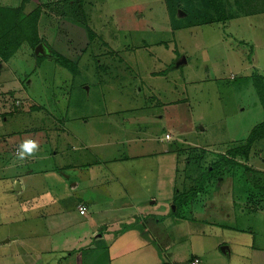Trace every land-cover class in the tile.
Listing matches in <instances>:
<instances>
[{
  "label": "rangeland",
  "instance_id": "374dc122",
  "mask_svg": "<svg viewBox=\"0 0 264 264\" xmlns=\"http://www.w3.org/2000/svg\"><path fill=\"white\" fill-rule=\"evenodd\" d=\"M187 2L210 0H27L26 13L39 8L41 41L78 69L35 56L28 40L8 59L0 55V264H110L109 240L93 238L99 255L86 252V242L69 243L80 255L61 247L69 234L135 213L129 204L153 213L136 215L158 253L152 264H191L193 256L199 264H264V139L236 157L235 176L217 167L203 175L205 166L246 149L264 121V0H224V21L195 6L190 15L203 22L189 26L188 11L180 13ZM30 139L38 148L21 160ZM155 152L152 165L139 157L94 167L97 175L71 190L76 174L102 154L111 161ZM55 187L57 195L94 199L89 228L79 213L44 222L37 202H49ZM112 187L120 188L117 198ZM141 238L130 234L118 244L140 247ZM149 251L131 258L152 261Z\"/></svg>",
  "mask_w": 264,
  "mask_h": 264
},
{
  "label": "crops",
  "instance_id": "0c3cea01",
  "mask_svg": "<svg viewBox=\"0 0 264 264\" xmlns=\"http://www.w3.org/2000/svg\"><path fill=\"white\" fill-rule=\"evenodd\" d=\"M130 110H135V109L132 108ZM122 111H124V110L121 109L118 112H122ZM167 134H169V133H166V135ZM166 135H165L166 139H172L171 135H170L171 136L170 138H167ZM30 140H32V139H30ZM70 147L71 146H69V149H70ZM167 153H171V151L168 150ZM158 156L159 155H157V153L155 156L153 153H148L147 155L146 154H140V155H136V156H127V155L114 156V158H112V160H111L112 162H111L110 160H106L105 155L102 154L101 156H98V159L93 160L94 162L88 161L85 164L86 166H83L86 169L85 172H78L76 174L77 180L73 184V187L71 188V190H74L75 188H77V186H79V184H81L82 180H92V177L97 175V172L94 169V167H99V166L103 167L106 164L109 167H112V165L124 163V162H127L131 158L136 159L139 157H142L141 160H143L144 163H147L149 161L150 164L152 165L151 161H153V159H154V162L156 163ZM165 157H168V156H165ZM165 157H164V159H166ZM188 163H189V161H188ZM115 168H116V170L119 169V167H116V166H115ZM54 169L57 171V169H61V168L57 167V169H56V167H55ZM73 170H77V168H74ZM45 171L46 170H42L43 173ZM57 172L59 173V171H57ZM70 176L71 175H68L67 177L70 178ZM101 184H105V183H101ZM108 184H110V183H108ZM116 186L118 187L117 184H116ZM112 188H115V187H112ZM172 189H173V193H175L176 190L173 186H172ZM112 190H113V193L118 192L114 196L113 195L111 196L112 199L117 198L118 196H116V195L120 194V188H118V189L115 188ZM15 191H19V190H15ZM47 191H50V189L45 188L43 190V188H42L41 192L43 194V193H46ZM104 191L105 192L107 191L109 194H111L110 192H112L109 188H107V189L105 188ZM132 192H134V191H132ZM57 193H58L57 187H55V189L51 192L53 197H51V200L49 202L44 201L41 203V202L36 201L40 205L38 208L40 209V216L45 219L44 222H48V218L49 219H56L57 218L56 215H58V214L62 215V214L69 213V215H70V213H72V214L79 213V215H80L79 217H81L82 221H83L82 223H84L85 227L88 225V228H89L90 220H91V216H92L91 215L92 213L90 214V212H92L91 211L92 206H93V204H95L94 199L87 201V200H84L82 197H79V196L74 197V194L72 195L73 192H71L70 195L66 194L64 196L62 194L57 195ZM173 196H174V194H173ZM156 202H157V198L155 200H152V204H154V206L156 205ZM80 206L86 207L85 213L82 214L80 212V209H79ZM125 206L132 207L135 210V213L133 212V213L127 214V215L124 214V215H122L123 217L121 215H119L116 218H110V219L103 220V221L101 220L100 224H98V229L96 231L93 232L92 229L89 228L90 231H89V229H87V232H85L83 235L79 236L78 238H76L75 236H72L73 234H69L68 237L66 239H64L65 240L64 245L65 244L66 245L62 246L61 249L65 253H67V252L71 253L70 254L71 256H72V254H74L76 252L77 253L80 252L79 253V255H80V254H82V252H81L82 248L79 246L71 247L73 245H69V243L72 241L73 244L77 243L78 245H81L82 242H86V244L83 245V246H88L86 252H88L90 250V251L97 253V255H99V253L101 252V248L97 247L96 242H94V239L96 241V239L99 238L98 240H101V241H103V240L104 241L105 240L110 241L109 245L106 246L107 247L106 253H108L110 264H135V262L133 261L134 259L131 258V256L135 255V251L136 250L137 251L138 250L148 251L150 249V247H151L153 252L149 251L150 254L148 256H149V258H153L152 261L139 262L138 264H152V262H154L153 260H154L155 256H158V253H157V250L155 248H153V246H152L153 244L146 238V235L148 233H150V231L145 229V228L138 231L137 226L139 225V223H138V220H140L138 218L139 216H140V218H143V220L144 219L147 220L148 218L146 216H151V215H153V213L149 212L150 214L149 213L143 214L142 212H139V208H141L140 207L141 205L139 207H136L135 204H129V205H125ZM63 207H65V209H63ZM97 208L98 207H96V209ZM64 210H66V211H64ZM95 214H99V213H95ZM136 215H139V216L136 217ZM79 217H78V219L75 218V220L80 221L81 219ZM128 217H130V218H128ZM71 220H72V218L68 219L67 221L69 222ZM71 223H69V225H71ZM124 224L129 225V226L122 229V226ZM126 232H129V236H126V234H125ZM137 233H138L139 238L144 236L141 238L143 245L140 247L131 246V247H128L126 250H121L120 245L118 244V240L120 238H122V239L127 238L128 239V238H130V234L137 235ZM132 238H133V236H132ZM114 244H115V248L111 249V246H114ZM224 247L228 249V246H224ZM112 250H114V251H112ZM70 251H72V252H70ZM228 252H229V250L227 252H224V253H228ZM200 262H201V260H200V257H198V256H193V258L190 259L191 264H199Z\"/></svg>",
  "mask_w": 264,
  "mask_h": 264
},
{
  "label": "trees",
  "instance_id": "16d2710c",
  "mask_svg": "<svg viewBox=\"0 0 264 264\" xmlns=\"http://www.w3.org/2000/svg\"><path fill=\"white\" fill-rule=\"evenodd\" d=\"M190 4L192 3L187 2L185 7L183 8L184 12L188 11L187 17L184 18L187 21V24H186L187 26L194 25V23L200 24L203 22L201 17L190 15L189 10L194 8L195 6L198 11L205 10L206 8L208 10L207 13L209 14L210 17H212L215 11L217 13H221L219 18L222 21L228 18L227 12L225 9L226 6L224 4V0H213V1L210 0L208 6H204L203 4L199 3L191 7ZM204 4H205V1H204ZM26 6H27V0H23L22 3L16 7L0 6V53H1L0 55L2 59H8L11 55L16 53L20 45L23 44V42L26 40L30 42L29 44L31 45L32 48H35L40 42L44 41V40L41 41L40 36H39V30L37 27V23H39L38 21L40 19L39 8L35 9L34 11L30 13H26ZM177 16H179V18H182L181 15H177ZM194 19L195 21H193L192 23L191 21ZM85 27H88V26H85ZM90 31L92 32L91 29ZM92 37H93V32H92ZM93 39L94 37L91 39V41ZM10 52H13V53H10ZM51 53H52L51 56L42 55V54L40 55L54 58L55 60L60 62L65 68H68L74 73L77 72L76 69H78V64L76 62H73L72 59L67 58L66 56L61 55V54L58 55V53H55L53 50H51ZM34 54L35 56L37 55L36 53ZM97 58H100V55L97 57H94V64L95 63L98 64ZM101 67H104V66L101 65ZM257 77L262 78L263 76L259 75ZM260 93H261L260 95L261 100L264 104V92L261 91ZM15 109L17 108L15 107ZM31 110H34V109L31 108ZM260 139H264V121L260 123L252 131V134L249 136V139L247 140V144L245 146H242V148L246 147V149L240 150L241 149L240 148L238 151L235 150V152L231 154L233 157L224 156V159L219 160L216 163L214 162L211 163L212 168H210V166H205L204 167L205 171L203 175L204 176L211 175L214 171V168L217 167V169L222 170L224 174H227L228 176H235L237 174L238 166L241 165V163L237 161L236 157L237 156H241L243 158L248 157V152L252 148V144ZM200 174H201V170L198 175L199 178L200 176H203L202 174L201 175Z\"/></svg>",
  "mask_w": 264,
  "mask_h": 264
},
{
  "label": "water",
  "instance_id": "95a60500",
  "mask_svg": "<svg viewBox=\"0 0 264 264\" xmlns=\"http://www.w3.org/2000/svg\"><path fill=\"white\" fill-rule=\"evenodd\" d=\"M180 13L181 14H185V12L183 10H180ZM35 53L37 55H48L50 53V55L52 54L51 53V50L48 48V46L45 44V42H41L37 45V47L35 48ZM183 61L186 62V58H183ZM182 62H179L177 65L181 64ZM22 188L21 184L19 182H17V185H16V188L15 190H20ZM9 241V240H8ZM222 251L223 252H227L228 249L225 248L224 246L222 247Z\"/></svg>",
  "mask_w": 264,
  "mask_h": 264
},
{
  "label": "clouds",
  "instance_id": "9594fccd",
  "mask_svg": "<svg viewBox=\"0 0 264 264\" xmlns=\"http://www.w3.org/2000/svg\"><path fill=\"white\" fill-rule=\"evenodd\" d=\"M38 148V145L35 141L33 140H27L22 143L21 149L18 152V158L19 159H24L26 155H31L36 149Z\"/></svg>",
  "mask_w": 264,
  "mask_h": 264
},
{
  "label": "built area",
  "instance_id": "2783aa9c",
  "mask_svg": "<svg viewBox=\"0 0 264 264\" xmlns=\"http://www.w3.org/2000/svg\"><path fill=\"white\" fill-rule=\"evenodd\" d=\"M166 137H167V138H170L171 136H170V134H167ZM79 209H80V212H81L82 214L85 213V211H86V207H85V206H80Z\"/></svg>",
  "mask_w": 264,
  "mask_h": 264
}]
</instances>
